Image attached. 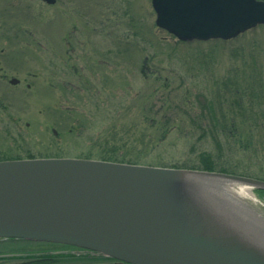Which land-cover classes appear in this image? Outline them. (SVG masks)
Returning <instances> with one entry per match:
<instances>
[{
	"label": "rangeland",
	"instance_id": "1",
	"mask_svg": "<svg viewBox=\"0 0 264 264\" xmlns=\"http://www.w3.org/2000/svg\"><path fill=\"white\" fill-rule=\"evenodd\" d=\"M154 19L150 0H0V67L35 73L40 129L47 120L57 123L53 109L65 110L64 157L103 160L113 155L104 143L113 138L124 141L117 142L123 145L114 154L124 161L201 169L198 157L206 152L214 171L264 179V132L255 131L244 148L222 140L224 133L215 143L208 112L198 117L207 102L219 106L222 80L244 87L255 78L251 84L261 83L264 90V24L228 40L180 41ZM150 103L170 106L173 113L167 116L176 122L162 139L147 144L154 137L146 126ZM258 103L254 100L255 107ZM43 104L53 109L41 113ZM251 191L264 212V198ZM45 254L90 258L68 264L112 261L76 247L0 239V264Z\"/></svg>",
	"mask_w": 264,
	"mask_h": 264
},
{
	"label": "water",
	"instance_id": "2",
	"mask_svg": "<svg viewBox=\"0 0 264 264\" xmlns=\"http://www.w3.org/2000/svg\"><path fill=\"white\" fill-rule=\"evenodd\" d=\"M150 2L154 24L180 41L227 40L264 24V0ZM212 181L264 190L262 179L221 171L80 157L0 161V239L113 259L93 264H264V212L233 209Z\"/></svg>",
	"mask_w": 264,
	"mask_h": 264
},
{
	"label": "trees",
	"instance_id": "3",
	"mask_svg": "<svg viewBox=\"0 0 264 264\" xmlns=\"http://www.w3.org/2000/svg\"><path fill=\"white\" fill-rule=\"evenodd\" d=\"M253 75H250L252 78ZM255 81V78H253ZM251 81V82H253ZM249 82V81H248ZM248 86L241 87L236 81H220V90H217L221 95L217 98L219 99L216 103L219 106H215L213 102H207L205 106L200 107V115L198 117L205 118L206 113L208 112L210 120L214 123V130H212L214 142L217 143V136H221L222 133L226 135L222 140L229 141L232 144L244 148L248 147L251 144L252 138L254 137L255 131L264 132V90L261 83H254ZM256 82V81H255ZM248 84V83H247ZM253 85V86H251ZM150 90V89H149ZM216 96V95H215ZM231 98V100L229 99ZM254 100H260L262 103H258L257 107L254 106ZM182 103V102H181ZM225 104V105H224ZM179 107V105H177ZM147 117H146V126L147 128L154 130L152 138L147 139L146 143L150 144L152 139L154 141L162 139L168 130H171L176 122L175 119L169 118L167 114L173 113L170 106L166 104H161V106L154 105L150 103L147 105ZM217 107V108H216ZM150 118H149V117ZM240 117L239 119H236ZM156 118V123L155 119ZM159 121H158V119ZM250 118V119H249ZM256 120H254V119ZM220 119L224 123H220ZM248 119L250 121H248ZM177 120V119H176ZM199 123V122H198ZM201 127V123L197 124ZM204 131V129H203ZM216 136V137H215ZM222 137H224L222 135ZM104 141L107 147V151L113 153V155L102 156L103 160L119 161L132 163L136 160H125L115 158L114 154H117L119 147L124 144L123 140L115 141V139ZM121 142L123 144H118ZM126 142V141H125ZM222 142V141H221ZM142 144H145L142 143ZM199 164L201 169L214 171L215 165L214 160L211 158V155L206 152H200L199 154ZM227 169L222 168L219 171L228 172ZM259 179H262L258 177ZM259 196L264 198V190H257ZM12 240V239H9ZM53 244V243H50ZM61 245V244H58ZM62 247H68L66 245H61ZM90 258L84 255L79 256H62L54 254H45V255H36L25 258H20L15 262H10L6 264H68V263H82L89 261Z\"/></svg>",
	"mask_w": 264,
	"mask_h": 264
},
{
	"label": "flooded vegetation",
	"instance_id": "4",
	"mask_svg": "<svg viewBox=\"0 0 264 264\" xmlns=\"http://www.w3.org/2000/svg\"><path fill=\"white\" fill-rule=\"evenodd\" d=\"M1 67L0 161L64 157L61 152L66 146L64 141L66 118L63 112L65 110L59 109L57 112L50 105L43 104L42 108H38L39 112L45 114L49 108L53 109L57 117H54L52 121L60 126L47 120L45 130L40 129L44 124L38 119L34 107L33 97L36 91L33 77L35 73L26 74L25 72V75L23 73L19 75L14 72H2ZM43 120L46 119L43 118ZM87 254L102 256L92 252Z\"/></svg>",
	"mask_w": 264,
	"mask_h": 264
},
{
	"label": "bare ground",
	"instance_id": "5",
	"mask_svg": "<svg viewBox=\"0 0 264 264\" xmlns=\"http://www.w3.org/2000/svg\"><path fill=\"white\" fill-rule=\"evenodd\" d=\"M210 185L214 188L215 186L219 187V190L216 189L222 194L221 197L233 209L236 207L246 215H253L256 209L263 212L260 202L255 198L249 186L221 181H212ZM257 218L262 219L261 215H258Z\"/></svg>",
	"mask_w": 264,
	"mask_h": 264
}]
</instances>
